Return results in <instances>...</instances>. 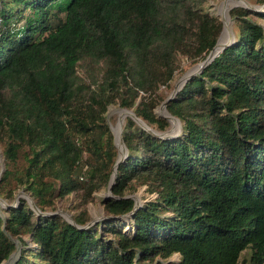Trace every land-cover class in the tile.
<instances>
[{
  "label": "trees",
  "instance_id": "1",
  "mask_svg": "<svg viewBox=\"0 0 264 264\" xmlns=\"http://www.w3.org/2000/svg\"><path fill=\"white\" fill-rule=\"evenodd\" d=\"M59 1L0 0V198L20 189L45 212L80 191V208L71 223L17 196L1 209L0 262L15 251L9 264H164L176 252L175 264H263L264 26L254 17L264 9L229 7L232 41L165 101L177 132L156 136L124 116L125 155L100 199L105 216L77 228L116 156L107 105L165 129L153 111L158 85L177 53L201 60L221 23L183 0H62L49 9ZM12 17L24 19L16 31ZM81 60L101 63L92 86L75 73ZM139 185L152 196L122 216Z\"/></svg>",
  "mask_w": 264,
  "mask_h": 264
},
{
  "label": "rangeland",
  "instance_id": "2",
  "mask_svg": "<svg viewBox=\"0 0 264 264\" xmlns=\"http://www.w3.org/2000/svg\"><path fill=\"white\" fill-rule=\"evenodd\" d=\"M61 1H59L58 3L51 4L49 6V9L53 10L55 8H61L62 7L61 4L63 3ZM224 1L225 0H183V2H185L186 4H190V5L201 8L202 10L206 11L208 14L214 16L219 21H220L219 10H220L222 3ZM240 1H242L244 3V0H240ZM245 1H247L250 5H252L254 7H258L260 5L258 3L252 2V0H245ZM59 15L62 16L63 12L60 11ZM228 17H229V15H228ZM254 19L257 22H259L261 25L264 26V19H262L260 17H254ZM23 21H24L23 18L12 17L9 20L10 29H12L13 31L14 30L16 31L17 29L21 28ZM229 24H230V30L233 33L234 25L232 23V20H230V18H229ZM220 31H221V27H220V30L218 32V35H219ZM199 61L200 60H196V61L190 60L186 56V54H183L181 52L177 53L175 56L176 67L173 71V74H172L171 78L168 80V82L166 83V85H162V84L158 85V87H157L158 93L161 96H163V98H164L174 87L175 80L180 75H182L185 71L190 69L192 66H194ZM100 67H101L100 62L90 63L86 60H81V61L77 62L75 65V73L77 74L79 80H81L83 82H87L89 84V86H92L93 84H92V82H90V80H92L95 76H98V72H99ZM159 104H157L153 108V111L156 115H157V113H160V114L165 113L164 109L158 110ZM120 108L121 107H119L116 103H111V104L107 105V108L105 110V117H106L107 123L110 125V127L113 129L114 132H115V128L117 127L118 115L120 116L122 114V111H120ZM124 116H127V114H123L121 116V125H122V121H123ZM157 116H162V115H157ZM167 121H168V119H167ZM151 128L155 129L152 126H151ZM170 128L172 129L171 130L172 133L177 132L180 128V121L177 119V124L172 126V127H171V122L168 121V124H167L165 129H170ZM165 129H163V130H165ZM155 130H157V129H155ZM0 160H1V154H0ZM1 162H2V160H1ZM143 187H144V185L136 186V188L132 192L128 193L127 195L134 196L137 203L140 204L146 198H149L152 196L151 193H147L146 191H144ZM105 188H106V186H105ZM105 188H101V189H98V190L91 192L90 199L87 200L83 204V206H84V208H85V210L89 216L87 221L95 219L93 221V222H95L98 219H101L105 216V214L103 213V210H102L101 202H100V199H102L103 193L105 192ZM18 190H20V189H18ZM18 190H16L14 192V194ZM25 194H26V192H25ZM79 194H80V191L70 192L63 197L56 199L54 201L53 205L51 206L52 209L46 210V211H57V214L61 215L62 217H63L62 213H66L70 216L71 213H73L74 211H76L77 209L80 208V206H79ZM23 198L25 199V197H23ZM12 199L9 202H7V200H4V199H2V201L4 203H11ZM3 206L4 205L0 204V213L1 214H4V212L1 210ZM124 221H125V219H124ZM124 221H122V223L119 225L121 226V230L125 231V230H128L129 227L127 226V224ZM26 246L34 247L29 241H27ZM14 253H15V251H12L11 254L7 258L3 259L0 262V264H9L11 261V258L14 256ZM246 255H247V249H242L240 251L239 259L241 257H245ZM177 259H178V253L174 252L168 257V259L164 262V264H175ZM38 264H39V262H38Z\"/></svg>",
  "mask_w": 264,
  "mask_h": 264
},
{
  "label": "water",
  "instance_id": "3",
  "mask_svg": "<svg viewBox=\"0 0 264 264\" xmlns=\"http://www.w3.org/2000/svg\"><path fill=\"white\" fill-rule=\"evenodd\" d=\"M241 6H244V7H248L250 9H253V10H262L264 9V0L262 1V3L258 6V7H254L252 5H250L247 1H245L244 3L242 4H239ZM220 18V17H219ZM220 22H221V28H222V25H223V21L221 20L220 18ZM217 39V37H216ZM233 39V33L232 31L230 30V33H229V37L228 39L220 46V48L218 50H220L223 46L229 44ZM216 42V40H215ZM215 42L213 43V45L211 46V48L208 50V52L206 53V55L199 61V65L198 67L189 72L185 77L182 78V81L181 83L185 80V78H187L190 74L194 73V72H198L200 70V68L206 64L216 53L217 51H215L213 54H210L211 53V50L215 44ZM180 86V85H179ZM173 87L172 90L163 98V100L160 102L159 104V107H158V110H163L164 109V104H165V101L170 98L173 93L176 91V89L179 87ZM120 111H122V114H127L129 117H131L139 126H141L142 128H144L146 131L150 132L151 134L153 135H156V136H168L170 134H173L171 132V128L170 129H165V130H155L151 127H149L144 121H142L139 117L135 116L134 113L130 110V109H127V108H120ZM157 115H162L164 116L166 119H168V121L171 122V124L176 125L177 124V118L169 113H157ZM117 124H118V128H117V134L115 136L114 134V131L113 129L110 127V125L108 124L109 128H110V131L112 133V141H113V144L116 148V156H115V160L112 164V167H111V172L109 174V177H108V181H107V184H106V188H105V192L103 193V197H106V196H110V185L113 181V177H114V171H115V166H116V163L122 159V157H124L125 155V146L121 140V129H122V125H121V116L118 115V120H117ZM119 146L121 147V151L119 150ZM2 170V162L0 160V172ZM17 196H22V197H25L28 205L33 209V211H35L36 213H45V214H48V213H57V211H45V212H40L38 210V208L34 205L33 201L31 200V198L25 194V192H23L22 190H18L14 195H13V199H12V202L11 203H4L2 201V199L0 198V204L1 205H4V206H7V205H12L15 203L16 201V198ZM132 199H133V204H132V208L127 212V213H124L122 214V216H126V215H129L131 213V211L138 205L136 199L134 196H130ZM63 217L73 223L72 219L70 218V216L66 213H62ZM95 219H92V220H89L87 221L86 223L84 224H81V225H77V224H73L74 226H76L77 228H84L85 226H87L88 224L92 223ZM11 254V253H10ZM9 254V255H10ZM8 255V256H9Z\"/></svg>",
  "mask_w": 264,
  "mask_h": 264
},
{
  "label": "bare ground",
  "instance_id": "4",
  "mask_svg": "<svg viewBox=\"0 0 264 264\" xmlns=\"http://www.w3.org/2000/svg\"><path fill=\"white\" fill-rule=\"evenodd\" d=\"M245 2V0H244ZM243 2L240 0H225L222 3V6L219 10V16L221 18V20L223 21V25L221 28V31L216 39V42L211 50L210 54H213L215 51H217L220 46L228 39L229 37V33H230V24H229V17H228V10L229 7L233 6V5H239L242 4ZM199 65V62L196 63L194 66H192L190 69H188L187 71H185L182 75H180L174 82V86L177 87L181 84L182 78L185 77L189 72L195 70ZM123 114H121L120 116H122ZM173 126V124H171V127ZM117 128H118V124L117 127L115 128V136L117 134ZM119 150L121 151V147L119 146Z\"/></svg>",
  "mask_w": 264,
  "mask_h": 264
}]
</instances>
